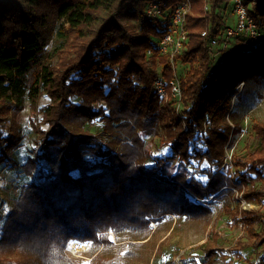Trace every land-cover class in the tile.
Returning <instances> with one entry per match:
<instances>
[{
    "label": "trees",
    "instance_id": "obj_1",
    "mask_svg": "<svg viewBox=\"0 0 264 264\" xmlns=\"http://www.w3.org/2000/svg\"><path fill=\"white\" fill-rule=\"evenodd\" d=\"M150 1L0 0V165L22 178L6 186L8 199L0 193L6 255L22 254L25 264H79L66 248L80 239L93 252L103 245L91 264H125L148 243L139 240L152 234V222L157 230L174 216L209 226L207 240L181 255L185 264L231 261L216 229L223 218L247 237L231 253L242 258L243 249L264 247V120H251L257 145L234 152L224 171L243 131L239 85H264V36L249 51L227 52L231 40L212 47L224 0H192L188 40L175 57L188 66L177 110L155 88L157 77L173 76L157 41L170 15L142 22ZM248 10L262 29L264 0ZM43 97L50 102L40 103ZM28 102L38 131L21 163L18 116ZM95 121L103 131L86 128ZM154 135L167 152L146 141ZM239 195L253 206L243 207ZM263 262L264 248L249 264Z\"/></svg>",
    "mask_w": 264,
    "mask_h": 264
},
{
    "label": "rangeland",
    "instance_id": "obj_2",
    "mask_svg": "<svg viewBox=\"0 0 264 264\" xmlns=\"http://www.w3.org/2000/svg\"><path fill=\"white\" fill-rule=\"evenodd\" d=\"M255 1L256 0H253L249 3L245 1V6L247 8H251L252 3ZM191 10L192 5L188 14ZM220 13L224 16L225 20L224 24L221 26L223 30L226 27L234 26L236 24L237 15L233 0H224L220 7ZM261 30L264 36V27ZM154 39H157V37H154ZM253 44L255 43H252L249 40L247 41L244 38H232L230 42V49L227 52L249 51L252 48L251 46ZM217 52L218 54L215 65L218 64V56L220 55V51ZM174 61L176 65V73L179 77L181 72H185L188 69V66H184L181 63H179L178 65L176 58ZM239 89L240 91L244 92L243 98L241 100H236L235 98H233V101H238L241 112L244 116L243 131L242 133H240V135H238L233 146L227 150V162L224 171H227L229 169V166L231 165L230 159L234 152L245 151L246 149L254 148L257 145L258 141L255 137V133L251 128V120L254 118L264 120V85H250L246 87L245 82H241L239 85ZM39 102L49 103L50 99L48 97H43L39 100ZM31 110L32 109L30 103L28 102L26 107L18 116V121L21 124L22 133H24L25 136L23 144L15 153V158L21 161V163L27 160L29 156L28 145H34V135H36L38 131L31 121ZM86 128L94 132L103 131L102 122L100 121H95L94 123L88 124ZM146 141L149 142V144L157 153H165L168 151L167 147L160 145L159 137L156 135L147 137ZM17 171H19V169L15 171L5 164L0 165V193L5 199H8V194L7 192H5L6 186H10V183L12 185L13 182H18L22 179L19 175L20 173ZM239 199H241V201L243 200L242 198H240V195ZM244 205L245 204H243V207ZM249 206L252 207L253 205L250 204L247 207ZM151 227L153 229L152 234H150L146 239L139 240L141 243H145L149 240L148 243L136 247L137 252L134 256L130 258L128 257L125 260V264H155V256L161 244L164 245V250L161 253L162 256L160 255L158 257L160 264L168 263L170 258L174 259V264H185L181 260V255H185L191 252L194 247H197L201 243L205 242L208 238L207 234L209 230V226H207L205 222L185 219L178 220L176 216H174L173 218H164L157 230H155L157 227V224L155 222L151 223ZM216 229L222 235L220 241L225 246V252L227 253V256L231 258L230 262L223 261L222 264H249L250 261L255 259L258 251H261L264 248L262 247L261 249L259 248L258 250H255L252 247H247L243 249L242 258H239L235 254L231 253L229 248L237 239L247 241L246 234L243 232V230L239 227L231 226L227 218H223L216 225ZM110 233L112 235L111 237L115 240L114 234L112 232ZM83 242L87 243V255L92 259L90 261L88 260V262L85 263L83 258L71 257L76 259L79 264H91L97 253L100 252L103 248V245H101L98 250L93 252V243L89 240ZM68 246L66 248L67 253ZM0 264H25V256L17 253L6 255L5 253L0 251ZM189 264L198 263L190 262Z\"/></svg>",
    "mask_w": 264,
    "mask_h": 264
},
{
    "label": "built area",
    "instance_id": "obj_3",
    "mask_svg": "<svg viewBox=\"0 0 264 264\" xmlns=\"http://www.w3.org/2000/svg\"><path fill=\"white\" fill-rule=\"evenodd\" d=\"M173 0H152L150 1L141 19L145 22L149 19L157 17H166L170 15V25L168 30L159 38L158 46L162 54L170 55V62L174 76L166 78L159 76L155 80V88L157 93L164 99L172 97L176 101V109L178 110L182 100V89L180 78L176 73L175 57L184 47L185 42L188 40L187 29V14L191 9V0H177L176 4L170 6ZM233 4L236 9V24L234 26L226 27L223 32L211 38L210 45L212 47L221 44L222 47H227L232 38L239 35L248 37L252 43H260L263 38V33L256 22L253 15L249 12L245 6L244 0H233ZM203 35H208L207 31L203 32ZM151 51H149V54ZM247 207L251 203L242 200ZM88 246L87 243L81 240H72L68 246V254L72 257L83 258L87 263L92 258L87 255ZM264 264V262L262 263Z\"/></svg>",
    "mask_w": 264,
    "mask_h": 264
},
{
    "label": "water",
    "instance_id": "obj_4",
    "mask_svg": "<svg viewBox=\"0 0 264 264\" xmlns=\"http://www.w3.org/2000/svg\"><path fill=\"white\" fill-rule=\"evenodd\" d=\"M212 199V198H211Z\"/></svg>",
    "mask_w": 264,
    "mask_h": 264
}]
</instances>
